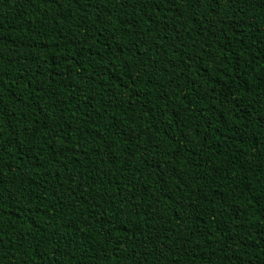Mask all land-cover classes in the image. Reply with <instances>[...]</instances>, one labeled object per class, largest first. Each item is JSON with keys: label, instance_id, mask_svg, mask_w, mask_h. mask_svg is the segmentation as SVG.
Here are the masks:
<instances>
[{"label": "trees", "instance_id": "1", "mask_svg": "<svg viewBox=\"0 0 264 264\" xmlns=\"http://www.w3.org/2000/svg\"><path fill=\"white\" fill-rule=\"evenodd\" d=\"M0 264H264V0H0Z\"/></svg>", "mask_w": 264, "mask_h": 264}]
</instances>
